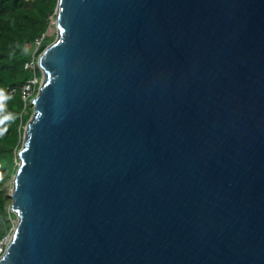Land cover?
<instances>
[{"label": "water", "instance_id": "water-1", "mask_svg": "<svg viewBox=\"0 0 264 264\" xmlns=\"http://www.w3.org/2000/svg\"><path fill=\"white\" fill-rule=\"evenodd\" d=\"M0 264H264V0H58Z\"/></svg>", "mask_w": 264, "mask_h": 264}, {"label": "trees", "instance_id": "trees-1", "mask_svg": "<svg viewBox=\"0 0 264 264\" xmlns=\"http://www.w3.org/2000/svg\"><path fill=\"white\" fill-rule=\"evenodd\" d=\"M57 5L58 0H0V243L15 226L7 186L13 183L25 126L33 114L32 103L22 96L24 84L34 74L26 64L37 38L45 34L39 54L54 41L56 32L49 31L56 27ZM37 73L42 76L39 66Z\"/></svg>", "mask_w": 264, "mask_h": 264}, {"label": "built area", "instance_id": "built-area-1", "mask_svg": "<svg viewBox=\"0 0 264 264\" xmlns=\"http://www.w3.org/2000/svg\"><path fill=\"white\" fill-rule=\"evenodd\" d=\"M44 38H45V34L42 37L37 38V40L33 44L34 45L33 48L31 47L32 43H26V45L29 48H32L31 59L27 62L26 66L34 70V74L26 81V83L22 88V96L26 101V103L31 102L33 96H35L36 93L38 92L41 83L42 76L38 75L37 67L39 66V62H38L40 55L39 49L43 44ZM6 244H7V239L4 242L0 243V252L4 251Z\"/></svg>", "mask_w": 264, "mask_h": 264}, {"label": "rangeland", "instance_id": "rangeland-1", "mask_svg": "<svg viewBox=\"0 0 264 264\" xmlns=\"http://www.w3.org/2000/svg\"><path fill=\"white\" fill-rule=\"evenodd\" d=\"M55 20H56V18L53 20V23H55ZM53 32H56V34H57V28L56 27H52L51 29H50V31H49V33L50 34H52ZM11 181H13V177H12V179H11ZM8 190H9V192L11 193V191H12V187H13V183H9L8 184ZM16 223H17V218L15 219V226H16ZM15 226H14V229H15ZM14 229H13V231H14ZM13 231H12V233H13ZM10 235V234H9ZM6 239H7V243H8V236L6 237ZM6 246H7V244H6ZM6 249V248H5ZM5 251V250H4ZM3 251V252H4Z\"/></svg>", "mask_w": 264, "mask_h": 264}]
</instances>
